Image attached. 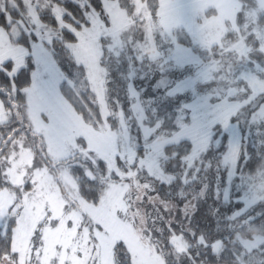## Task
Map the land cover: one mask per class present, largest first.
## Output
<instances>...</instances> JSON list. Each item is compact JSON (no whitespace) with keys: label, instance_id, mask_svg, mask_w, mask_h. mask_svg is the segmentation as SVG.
<instances>
[{"label":"snow or ice","instance_id":"obj_1","mask_svg":"<svg viewBox=\"0 0 264 264\" xmlns=\"http://www.w3.org/2000/svg\"><path fill=\"white\" fill-rule=\"evenodd\" d=\"M68 2L0 0V264H264V0Z\"/></svg>","mask_w":264,"mask_h":264},{"label":"rangeland","instance_id":"obj_2","mask_svg":"<svg viewBox=\"0 0 264 264\" xmlns=\"http://www.w3.org/2000/svg\"><path fill=\"white\" fill-rule=\"evenodd\" d=\"M69 2H70V0H69ZM72 4L75 5V6L77 7V9L79 10V12H77L76 9L73 8V6H67V7L69 8V10H70L74 15H76V16H80V15H81V12H80L79 7H78L77 4H75V3H72ZM78 14H79V15H78ZM194 71H195V69L189 68V69L186 70V73H191V72H194ZM143 82H144V81L138 80V81H137V85H138L139 87H141V88L148 87V85L144 84ZM110 87L113 88V95H117V96L122 100V102L124 103L125 108L127 109V108H128V96L126 95V85H124V84H123L122 82H120V81H117V82L114 83L113 85H110ZM145 95H148V92H145ZM249 107L254 108V105H249V106H247V107H245V108H242V109H241V112H240V119H241V118L244 119V117H245V113L242 112V111H245V109H246V108H249ZM241 115H242V116H241ZM243 116H244V117H243ZM241 127H242V125H241ZM222 137H223L222 139H224V137H225V138L227 137V142H228V136H227V135H224V136H222ZM218 146H219V148H221V144L218 145ZM212 179H214V177H213ZM159 191L161 192V195H164V193L167 191V189L165 188L164 185H160V187H159ZM175 191H176V189H175V187H174V188H173V197H174V195H175ZM173 197H166V198H173ZM179 203L182 204L183 201H179ZM177 216H179V213H177Z\"/></svg>","mask_w":264,"mask_h":264},{"label":"trees","instance_id":"obj_3","mask_svg":"<svg viewBox=\"0 0 264 264\" xmlns=\"http://www.w3.org/2000/svg\"><path fill=\"white\" fill-rule=\"evenodd\" d=\"M66 6H73V8L76 9L77 12H79V10L77 9V7L75 5H73L71 2H68ZM141 81H143V80H141ZM143 83L145 84V82H143ZM252 109H253L252 107H249V108H246L245 111H242V112L245 113V117L243 116L244 119L241 118L242 128L246 126L244 122L249 119V117L251 115V112H252ZM247 127L250 128L251 126L250 125H247ZM222 140H223V144H221V148H220L221 151H223L224 145L227 144V137L226 138L224 137V139H222ZM246 147H248L249 152H251L254 156L257 154V149L256 148H254V147H252L250 145H246ZM249 163H252V161H249ZM212 178L213 177L210 174V176H209L210 181L213 180ZM208 203L210 204L211 201L209 200ZM207 207H208V205L203 204V203L201 204L200 209H199V211L196 214V219H198V220L201 219L202 215L206 213ZM208 222L209 223H212L214 225V221L212 220V217L211 216H208Z\"/></svg>","mask_w":264,"mask_h":264}]
</instances>
